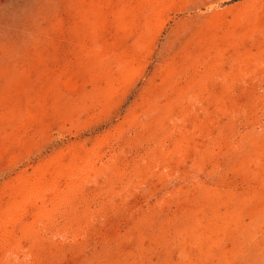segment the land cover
Wrapping results in <instances>:
<instances>
[{"label": "rangeland", "instance_id": "1", "mask_svg": "<svg viewBox=\"0 0 264 264\" xmlns=\"http://www.w3.org/2000/svg\"><path fill=\"white\" fill-rule=\"evenodd\" d=\"M0 264H264V0H0Z\"/></svg>", "mask_w": 264, "mask_h": 264}]
</instances>
